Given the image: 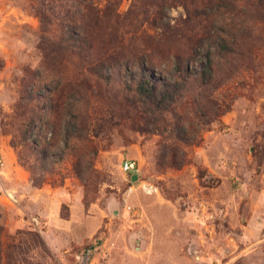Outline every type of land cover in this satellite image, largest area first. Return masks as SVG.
I'll list each match as a JSON object with an SVG mask.
<instances>
[{
  "label": "rangeland",
  "instance_id": "374dc122",
  "mask_svg": "<svg viewBox=\"0 0 264 264\" xmlns=\"http://www.w3.org/2000/svg\"><path fill=\"white\" fill-rule=\"evenodd\" d=\"M92 5L0 0V264H264V0Z\"/></svg>",
  "mask_w": 264,
  "mask_h": 264
},
{
  "label": "trees",
  "instance_id": "16d2710c",
  "mask_svg": "<svg viewBox=\"0 0 264 264\" xmlns=\"http://www.w3.org/2000/svg\"><path fill=\"white\" fill-rule=\"evenodd\" d=\"M31 7L42 24L56 22L63 35L73 34L77 37L74 43L63 37L59 43L60 50L76 56H92V26L98 23L99 18L92 0H32ZM219 50L226 53L232 51L225 41L219 44ZM84 67L92 70V63ZM154 90L155 85L146 80L142 82V93L153 95Z\"/></svg>",
  "mask_w": 264,
  "mask_h": 264
},
{
  "label": "built area",
  "instance_id": "2783aa9c",
  "mask_svg": "<svg viewBox=\"0 0 264 264\" xmlns=\"http://www.w3.org/2000/svg\"><path fill=\"white\" fill-rule=\"evenodd\" d=\"M3 160L0 157V178L2 176V169H3ZM121 169L124 173H127L130 178V175L132 172H134L137 169V163L134 159H125L122 161ZM127 209H130V206L126 207ZM89 252V251H88ZM88 252L86 253V258L88 259Z\"/></svg>",
  "mask_w": 264,
  "mask_h": 264
},
{
  "label": "crops",
  "instance_id": "0c3cea01",
  "mask_svg": "<svg viewBox=\"0 0 264 264\" xmlns=\"http://www.w3.org/2000/svg\"><path fill=\"white\" fill-rule=\"evenodd\" d=\"M8 158L11 160L12 158H11V156H10V153L8 152ZM11 169H12V178H14L15 180H17V178H20V179H22V180H25L26 179V174H25V172H21V171H19L18 170V166L17 165H14V166H12L11 167ZM137 171V169L134 171V172H136ZM2 172H3V170H2ZM133 172V173H134Z\"/></svg>",
  "mask_w": 264,
  "mask_h": 264
},
{
  "label": "water",
  "instance_id": "95a60500",
  "mask_svg": "<svg viewBox=\"0 0 264 264\" xmlns=\"http://www.w3.org/2000/svg\"><path fill=\"white\" fill-rule=\"evenodd\" d=\"M138 179V174L137 173H132L130 175V180L133 182V181H136Z\"/></svg>",
  "mask_w": 264,
  "mask_h": 264
}]
</instances>
